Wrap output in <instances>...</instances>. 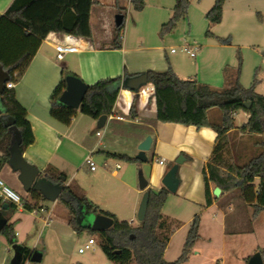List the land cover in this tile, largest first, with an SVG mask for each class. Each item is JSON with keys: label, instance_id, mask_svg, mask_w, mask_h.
I'll return each mask as SVG.
<instances>
[{"label": "crops", "instance_id": "crops-1", "mask_svg": "<svg viewBox=\"0 0 264 264\" xmlns=\"http://www.w3.org/2000/svg\"><path fill=\"white\" fill-rule=\"evenodd\" d=\"M228 1L225 0L223 4L222 17ZM12 2L13 0H0V60L2 64L7 65L22 53H29L24 63L14 71L15 81L12 89L16 100L25 110L23 117L31 135V143L20 149L23 159L28 164L35 167L41 174L48 168L62 173L60 181L64 188H69L76 195L84 196L88 202L99 210L113 215L116 220L138 227L140 222L136 224V214L144 193L138 187L139 177L147 181L146 190L157 192L163 187L161 180L165 172L179 156H182L184 162L178 166L177 170L179 186L175 194L169 193L162 208V217L171 230L163 259L171 263L179 257L190 223L196 215L199 216L198 239L187 261L181 264L201 262L202 257L205 256V247L212 244V229H218L224 252L226 245L229 246V251L232 250L230 244L234 243L235 237L254 235L255 230L250 225H254L264 211L253 217L252 206L245 204L238 193L220 191L219 196L215 197L213 190L216 187L209 183L211 203L210 205L206 203L202 170L208 163L218 141V135L211 127H195L169 121H156L152 124L151 121H146V118L156 119L157 106L152 97L138 98L137 118L127 119V114L123 110L124 102L131 105L135 96L129 91L127 103L123 97V92H126L124 90L119 91L120 99L117 98L115 102L114 114L107 119L105 124L108 126L107 132H95L96 121L80 113L67 126L50 116V102L55 92L64 90L62 87L64 75L76 77L86 86H90L100 80L121 77L124 73L129 75L147 71L164 73L170 68L181 80H195L209 86L207 81L199 80L191 71L179 66L175 59L177 52H167L164 38L147 39L141 33L131 36L122 35L119 41L120 46L114 47L113 33L111 29L105 30V24L100 18L104 6L114 4L117 8L124 0H94L89 17L91 39L74 37L79 41V51L64 54L61 59H58L54 43L63 41L64 36L69 35L49 33L45 39L26 36L20 26L4 18V13ZM94 11L95 20L98 23L96 35L92 29ZM195 58L196 55L192 59ZM225 68L224 63L217 62L216 70L221 75ZM238 115L239 112H236L233 117L237 118ZM243 116L245 118L241 125L248 119L247 114L243 113ZM207 117L210 122H216L220 119V113L216 109H210ZM97 132L100 133L99 136L96 135ZM147 136L151 137L152 142L149 151L145 153L147 157L145 163H127L106 158L107 153L135 158L138 145ZM88 154L102 155L122 165L119 164V169L113 172L98 169L90 171L84 163ZM2 156L3 153L0 152V158ZM160 160L164 161V165L158 164ZM83 171L88 177L87 183L80 181L79 175ZM17 177L18 173L14 172L8 163L0 169V179L5 186L20 196L22 205V200L30 201V199L23 191ZM253 184L257 188L259 180L255 179ZM4 203L12 204L7 201ZM52 203L54 207L49 210L45 202H38L41 209L32 211L12 204L11 210L5 216L6 224L8 220V223L12 225L15 244L28 248L31 251L30 256L37 251L22 245L18 240L17 228L19 224L21 225L18 215L28 213L35 221L37 214L42 212L47 211L48 217L56 213L61 216L63 225L68 227L64 211L58 208L57 201ZM80 208L87 214L82 207ZM166 209L168 213H165ZM32 212L37 214L33 215ZM46 223L49 225V222H44V225L48 227ZM204 229L207 230L208 235L205 234ZM176 238L177 242L173 244ZM172 245L174 250L168 259L167 253L173 247ZM11 246L0 234V264H7L8 247ZM262 252L263 250L254 243L250 251L240 256L239 262L247 264L253 254L259 253L264 264ZM212 259L214 261L209 264H219L217 260ZM106 263L110 262L106 260L102 264Z\"/></svg>", "mask_w": 264, "mask_h": 264}, {"label": "trees", "instance_id": "trees-1", "mask_svg": "<svg viewBox=\"0 0 264 264\" xmlns=\"http://www.w3.org/2000/svg\"><path fill=\"white\" fill-rule=\"evenodd\" d=\"M130 2L135 11H142L144 7L142 0H130ZM224 2L225 0H214L212 7L205 14L208 23H220ZM93 3L94 0H13L6 9L4 18L20 26L26 36L45 39L49 33H55L89 40L91 39L89 17ZM188 5V0H174L171 17L161 26V35L173 30L177 22L186 17ZM118 14L123 15L122 10H119ZM122 27L123 23L119 27H114V47L120 46ZM219 42L226 44L228 39H219ZM28 56V52L22 53L7 65L2 64L0 60V64L9 74L7 83H14V71L24 63ZM240 74V62L234 71L229 72L227 68L223 69L226 85L221 89H216L195 80H181L170 68L164 73L152 71L137 75L124 73L121 77L100 80L87 86L86 94L78 110L61 104L59 97L64 90L56 91L50 102V116L65 126L69 125L78 113L95 121L103 115L113 116L117 94L120 90H128L123 88V82L145 75V86L153 87L157 106L156 119L150 123L169 121L188 126L211 127L218 135V141L211 157L202 170L206 203L208 205L211 203L209 183H212L222 192L237 191L242 201L252 206V216L256 217L264 211V140L256 144L261 152L242 165L232 164L225 159L230 133L237 131L241 135L255 137L264 135V96L255 93L254 85L249 88L242 87ZM67 76L63 77V89L66 86ZM245 103L251 104L248 109L243 107ZM210 109H216L220 113L218 121L208 120L207 112ZM240 111L247 114L248 119L243 125L236 127L233 114ZM24 113L25 110L16 100L14 91L5 89L0 95V152L3 153L0 158V169L8 163L12 130H15L20 137V149L31 143L29 128L23 117ZM126 118L131 120L137 118L136 96L131 102ZM105 156L127 163L139 162L126 155L107 153ZM61 176H63L62 173L52 171L51 168L39 174L41 180L62 188L57 203H60L66 210L67 225L73 231L76 233L81 231L76 223L77 206L82 207L87 214L103 215L113 220L110 228L100 232L86 228L92 234H98L101 251L108 262L114 264H132V262L134 264H181L187 261L198 239L199 216L196 215L190 223L179 257L174 262H166L163 254L171 230L162 217V208L169 195L164 187L157 192L147 190L148 204L145 218L138 227H132L127 222H120L113 215L99 210L84 196L76 195L69 188H64L60 181ZM255 179L259 180L257 188L253 184ZM27 195L30 201L22 200L23 209L40 210L38 202H45L42 195L34 189H31ZM11 208L12 204L0 200V213L4 218ZM0 234L6 238L9 245L16 243L12 225L8 223V220ZM22 251L25 257L30 256L31 251L28 248L22 247Z\"/></svg>", "mask_w": 264, "mask_h": 264}, {"label": "rangeland", "instance_id": "rangeland-1", "mask_svg": "<svg viewBox=\"0 0 264 264\" xmlns=\"http://www.w3.org/2000/svg\"><path fill=\"white\" fill-rule=\"evenodd\" d=\"M142 1L144 4L142 11H135L131 2L126 0L119 3L121 8H116L114 4L104 6L100 19L105 24V30L111 29L114 33V18L121 9L124 15L121 37L122 35L131 36L141 33L147 39L164 38L167 52H170L171 49L177 52L175 59L180 67L191 71L199 80L207 81L209 86L216 89H221L226 85L223 75L216 70L217 62L224 63L229 72L234 71L240 62V84L242 87L249 88L254 85L255 93L264 96V0H229L219 24H210L205 19V14L212 7L214 0H188L186 17L179 20L173 30L163 35H161V26L167 23L168 18L171 17L174 0ZM95 11L92 13V29L96 35L98 23L95 20ZM219 39H228V43L222 44ZM184 44L191 48H197L195 59L180 52ZM147 88V99L154 98L153 87L147 86ZM119 95L120 92L116 98H119ZM129 96V92H123L127 103ZM137 100L138 97H136V102ZM233 118L235 126H238L241 125L245 117L240 111L238 117ZM145 120L152 121L149 118ZM107 130L108 126H105L102 129H95V132L102 133ZM228 140L225 159L232 164L242 165L261 152L260 147L256 144L264 140V135L255 137L241 135L236 131L229 134ZM92 160L98 166V170L102 171H105L102 167L104 161H107L111 168L115 163H119L98 154H93ZM79 176L82 183H87L88 177L84 171ZM235 192V194L238 193ZM45 206L50 210L54 204L45 201ZM57 206L64 211L65 218L68 219L67 212L62 205L57 203ZM81 212L80 206H77L76 223L81 228L79 233L75 231L72 233L73 229L63 225L61 216L56 213L48 217L47 211L42 212L37 214L35 221L28 213L18 215L21 219V225L19 224L17 228L18 240L22 245L28 246L42 255L40 262L27 261L25 264H102L105 262L99 236L86 229L88 226L82 221ZM165 213H168L167 209ZM46 221L49 222L48 227L44 225ZM250 227L254 228V235L252 237H235L234 243L230 244L232 250L229 251V246L226 245L225 252L222 249L218 229H212V244L205 247V256L202 257L201 262L198 261L196 264H209L214 261L212 258L219 264H240V256L250 251L254 243L264 250V214ZM89 238L94 240V245L83 253H78V249L83 248ZM175 242H177V238L173 244ZM8 250L7 264L13 257L12 247H8ZM173 250L174 246L167 253L168 259L172 256ZM132 264L134 263L132 262Z\"/></svg>", "mask_w": 264, "mask_h": 264}, {"label": "water", "instance_id": "water-1", "mask_svg": "<svg viewBox=\"0 0 264 264\" xmlns=\"http://www.w3.org/2000/svg\"><path fill=\"white\" fill-rule=\"evenodd\" d=\"M123 21L124 16L122 14L115 15L114 26L119 27L123 23ZM8 80V71L4 70L3 66L0 64V95L4 92L5 84L8 82ZM65 85V89L59 97V102L70 109L78 110L86 94L87 86L83 82H81V80L73 76H67L65 78ZM145 85V75H140L138 77L132 78L128 81L123 82L122 84L123 88L128 89V91L133 93L137 92L140 87ZM250 105V103H245L243 104V107L245 109H248ZM107 119V116H101L96 121V128L102 129L105 126ZM151 142V137L147 136L138 145V153L135 156L136 160L141 163H145L147 161L145 153L149 151ZM20 146L21 140L18 133L16 131L12 132V142L9 147L8 165L14 172L18 173L17 179L23 191L28 194L31 189H34L42 195L45 201L56 202L62 192V188L58 185L41 180L39 178V171L23 159ZM183 162L184 158L182 156H179L162 177L161 184L170 194H175L177 191V188L179 186L177 170L178 166L181 165ZM138 187L141 191H144L136 214L137 221L141 223L145 218L148 204V193L146 190L147 181L141 176L138 179ZM219 193V188H215L213 190V195L215 197H218ZM81 213L83 215L81 216L82 221H84L85 224L88 226L87 228H90L95 232L106 230L113 225V220L109 217L103 215L85 214L83 213V211ZM5 225L6 219L0 213V232ZM11 247L13 250V257L10 261V264H25V262L27 261H30L32 263H38L41 261V253L39 252H34L30 257L27 258L23 255L22 246L18 244H13ZM247 264H263L261 255L259 253L253 254L249 258Z\"/></svg>", "mask_w": 264, "mask_h": 264}, {"label": "built area", "instance_id": "built-area-1", "mask_svg": "<svg viewBox=\"0 0 264 264\" xmlns=\"http://www.w3.org/2000/svg\"><path fill=\"white\" fill-rule=\"evenodd\" d=\"M121 38V36H120ZM54 49L57 53V57L58 59H61L62 55L64 54H70V53H77L79 51V41L77 39H75L72 36H64L63 41L61 42H56L54 43ZM197 48H191L189 45L184 44L180 51L186 53L189 57L194 58L195 57V52H196ZM175 50L171 49L170 53H174ZM147 86H151V85H147ZM147 86L142 87L141 89H139L137 92L132 93L133 96H136L138 98H147L148 94H147ZM14 87V83L10 82V83H6L5 84V89L6 90H11ZM130 108V104H126L124 102V108L123 110H125L126 114H128ZM110 117V116H109ZM120 118V117H118ZM97 136L100 135L99 132L96 133ZM85 165L88 167V169L90 171H96L98 169V166L94 163V161L92 160V155L88 154L85 158L84 161ZM159 165H164V161L160 160L158 162ZM103 170L105 171H116L119 169L120 165L119 163H115L113 165V168H111L108 165L107 161H104L102 164ZM0 199L2 201H7L10 202L12 204H14L17 207H22L21 205V198L20 196L15 193L14 191H12L11 189H9L7 186L4 185L3 181L0 179ZM33 215H36V212H32ZM48 225V223H46ZM16 235V234H15ZM94 240L92 238H89L86 242V244L83 246V248H79L78 249V253H83L85 250H88L92 245H94Z\"/></svg>", "mask_w": 264, "mask_h": 264}, {"label": "bare ground", "instance_id": "bare-ground-1", "mask_svg": "<svg viewBox=\"0 0 264 264\" xmlns=\"http://www.w3.org/2000/svg\"><path fill=\"white\" fill-rule=\"evenodd\" d=\"M124 91L129 92L128 90H124ZM129 93H130V92H129Z\"/></svg>", "mask_w": 264, "mask_h": 264}]
</instances>
